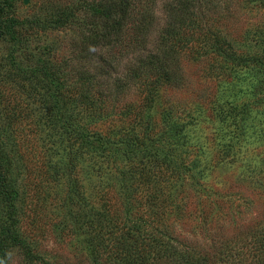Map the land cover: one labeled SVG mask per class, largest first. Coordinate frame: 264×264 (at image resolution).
<instances>
[{
    "label": "trees",
    "instance_id": "16d2710c",
    "mask_svg": "<svg viewBox=\"0 0 264 264\" xmlns=\"http://www.w3.org/2000/svg\"><path fill=\"white\" fill-rule=\"evenodd\" d=\"M234 1L241 2L50 1L39 25L76 24L82 37L74 57L99 69L106 88L98 80L94 90L64 82L59 62L14 66L27 83L11 100L22 101L38 121L23 150L8 126L9 110L18 107L8 106L0 91V264L9 244L30 262L61 264L33 251L32 234L42 231L38 204L48 199L69 214L72 231H87L79 264H264V209L249 222L253 201L236 200L243 193L235 185L218 187L217 200L209 197L213 183L195 169L208 158L197 156L188 134V120L200 109L189 112L180 103L183 92L199 89L198 71L210 79L233 71L238 79L244 69L251 90L264 87V53L252 51L228 23L236 16ZM245 1L264 6V0ZM6 3L0 0V7ZM13 22L3 14L1 32ZM33 77L48 87L42 101H35ZM111 83L121 90L114 98ZM56 127L68 130L67 137L58 141ZM189 221L199 230H187Z\"/></svg>",
    "mask_w": 264,
    "mask_h": 264
},
{
    "label": "rangeland",
    "instance_id": "374dc122",
    "mask_svg": "<svg viewBox=\"0 0 264 264\" xmlns=\"http://www.w3.org/2000/svg\"><path fill=\"white\" fill-rule=\"evenodd\" d=\"M6 1L7 3L0 7V19L6 14L13 18L14 22L5 32L2 33L0 30V91H4L10 98L12 104L8 106L18 107L9 110L8 126L10 125V129L25 150V147L30 146L32 142L29 134H32V129L38 120L33 121L35 116L33 118L29 108V115H26L28 111L22 101L21 107L11 100L20 98L18 89H22L23 83H27L15 73L16 67H35L41 61L51 64L59 62L60 68L56 69V72L62 75V80L64 79L63 81L68 84L76 86L79 80L88 90L97 87L96 80H98L97 85L102 89L106 88V84L100 78L99 69L92 65L79 64L75 59L74 42L82 37V31L76 24L65 27L39 25V20L49 13L51 0H28L27 3L24 0ZM232 7L236 16L228 23L236 27V34L244 35L243 41L246 44L253 45L252 51L263 54L264 6L241 0L240 3L234 1ZM259 31L260 35H258ZM187 67L194 69L191 61H187ZM238 71L242 75L238 79L232 78L233 71L228 77L226 74L222 76L213 74L212 79L208 78V73L198 71L199 89L183 92L184 99L180 103L185 107L188 106L186 111L189 112V107H193L194 111L200 109V112H196L188 120L191 125L188 134L194 142L197 156L208 158L198 159L195 169L201 171L197 174L201 180L213 183L214 188L209 190V197L214 200L221 197L222 194L215 193H219L218 187H223L226 191L230 186H237L233 191L240 189L243 194L235 195L236 200L248 197L253 201L252 208L246 214L248 221L251 222L264 209V87L251 90L244 82L250 75L245 74L244 69ZM32 84L36 85L39 91L35 98L36 102L48 97L49 90L45 82L33 77ZM108 86L113 90V98L116 96V91H121L116 89L113 83ZM196 108L198 110H195ZM195 115L199 120L193 117ZM53 130L58 141L62 136L67 137L68 130L65 128L56 127ZM72 135L70 133L68 137ZM52 147H56L55 144ZM58 149L60 148H57L59 152ZM88 162L89 160H85L82 167ZM38 205L42 231H34L36 236L32 234L33 251L42 254L50 263L79 264L80 251L88 250L87 231H72L69 214L64 215L63 209L56 208L57 202L53 199ZM193 223L194 221H189L186 229L191 230L195 226L194 231H198L200 224ZM6 264L46 263L40 259L30 262L23 249L9 244Z\"/></svg>",
    "mask_w": 264,
    "mask_h": 264
},
{
    "label": "water",
    "instance_id": "95a60500",
    "mask_svg": "<svg viewBox=\"0 0 264 264\" xmlns=\"http://www.w3.org/2000/svg\"><path fill=\"white\" fill-rule=\"evenodd\" d=\"M24 2H25V3H27V2H28V0H24Z\"/></svg>",
    "mask_w": 264,
    "mask_h": 264
}]
</instances>
